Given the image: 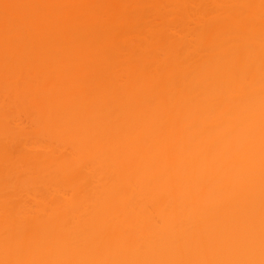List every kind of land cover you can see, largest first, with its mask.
Instances as JSON below:
<instances>
[{
  "label": "bare ground",
  "instance_id": "bare-ground-1",
  "mask_svg": "<svg viewBox=\"0 0 264 264\" xmlns=\"http://www.w3.org/2000/svg\"><path fill=\"white\" fill-rule=\"evenodd\" d=\"M0 264H264V0H0Z\"/></svg>",
  "mask_w": 264,
  "mask_h": 264
}]
</instances>
